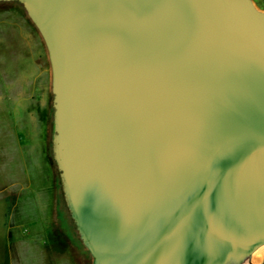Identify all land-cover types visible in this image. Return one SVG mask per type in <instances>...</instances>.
Masks as SVG:
<instances>
[{"label":"water","instance_id":"obj_1","mask_svg":"<svg viewBox=\"0 0 264 264\" xmlns=\"http://www.w3.org/2000/svg\"><path fill=\"white\" fill-rule=\"evenodd\" d=\"M16 1L49 67L51 157L89 264H256L264 10Z\"/></svg>","mask_w":264,"mask_h":264},{"label":"rangeland","instance_id":"obj_2","mask_svg":"<svg viewBox=\"0 0 264 264\" xmlns=\"http://www.w3.org/2000/svg\"><path fill=\"white\" fill-rule=\"evenodd\" d=\"M51 120L42 40L20 4L0 2V264H89L63 205Z\"/></svg>","mask_w":264,"mask_h":264},{"label":"crops","instance_id":"obj_3","mask_svg":"<svg viewBox=\"0 0 264 264\" xmlns=\"http://www.w3.org/2000/svg\"><path fill=\"white\" fill-rule=\"evenodd\" d=\"M254 1V3L259 7V8H261V9H263L264 10V0H253ZM63 200V199H62ZM63 205H64V202H63ZM64 208H65V206H64ZM65 210H66V208H65ZM51 226L49 225L48 226V231H51L52 232V230H53V228L51 227ZM53 233V232H52ZM18 238V241H21L22 243H25V242H27V240L25 239V237L23 236V235H18L17 236ZM51 237H54V236H51ZM52 239L53 238H48V242H49V246H51V247H53L55 250H56V252L58 251L55 247H54V245H53V242H52ZM52 251H54V250H52Z\"/></svg>","mask_w":264,"mask_h":264},{"label":"bare ground","instance_id":"obj_4","mask_svg":"<svg viewBox=\"0 0 264 264\" xmlns=\"http://www.w3.org/2000/svg\"><path fill=\"white\" fill-rule=\"evenodd\" d=\"M262 250H264V247L259 249L254 255H253V262H256V260L260 261L263 257H264V253L262 252V254H259V256H257L258 258L255 260V256L261 252ZM257 261V262H258Z\"/></svg>","mask_w":264,"mask_h":264},{"label":"trees","instance_id":"obj_5","mask_svg":"<svg viewBox=\"0 0 264 264\" xmlns=\"http://www.w3.org/2000/svg\"><path fill=\"white\" fill-rule=\"evenodd\" d=\"M16 2V1H15ZM18 3V2H17ZM19 4V3H18ZM51 148V147H50ZM53 160V159H52ZM68 213V212H67ZM68 216H69V214H68ZM70 218V217H69ZM70 221H71V219H70ZM71 223H72V221H71ZM72 226L74 227V225H73V223H72ZM75 230V229H74ZM77 241H78V244H79V246H80V248H83L82 246H81V244H80V242H79V240L77 239ZM84 250V249H83ZM85 251V250H84ZM86 252V251H85ZM87 253V252H86ZM88 255V254H87Z\"/></svg>","mask_w":264,"mask_h":264}]
</instances>
